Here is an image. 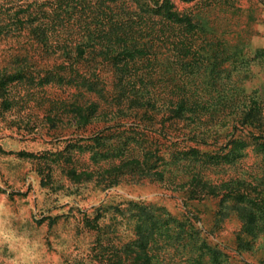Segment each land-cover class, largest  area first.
Returning <instances> with one entry per match:
<instances>
[{"label":"rangeland","instance_id":"1","mask_svg":"<svg viewBox=\"0 0 264 264\" xmlns=\"http://www.w3.org/2000/svg\"><path fill=\"white\" fill-rule=\"evenodd\" d=\"M172 1L178 10L198 13L206 29L198 48L205 70L200 92L218 99L228 91L232 97L225 107H217V121L199 129L210 134L212 143L200 145V150L225 153L233 146L228 143L240 137L251 143L234 163L197 165H203L208 179L239 178L241 191L264 197V152L247 135L249 130L264 134V0ZM22 39L0 40V67L7 74L25 62L24 55L37 65L35 71L62 62L53 54L41 58L42 50L25 46ZM36 76V82L8 83L0 90V264H139L134 245L124 246L137 239L141 203L150 204L156 215H165L157 208L162 206L180 220L190 218L209 244L227 252L230 264H264V211L257 210L254 223H249L250 209L240 208L246 201L224 194L226 186L213 195L190 197V189L179 182L187 178L185 167L196 161L170 160L168 136L144 135L132 128L130 115L109 113L76 124L70 119L71 105L52 103L60 89L48 85L45 101H40ZM209 79L214 85L204 89L203 81ZM70 91L60 98L86 104L87 95ZM253 98L262 110L257 127H226L219 121L227 117L232 123L242 108L255 105ZM178 126L186 132L183 123ZM156 148L167 160L163 180L158 175L132 179L131 164L122 174V159ZM116 173L119 181L108 187L106 179ZM155 253L166 256L165 262L155 264H188L181 249L168 244Z\"/></svg>","mask_w":264,"mask_h":264},{"label":"trees","instance_id":"2","mask_svg":"<svg viewBox=\"0 0 264 264\" xmlns=\"http://www.w3.org/2000/svg\"><path fill=\"white\" fill-rule=\"evenodd\" d=\"M205 31L198 13L178 10L172 0L143 3L140 0H1L0 40L23 38L25 46L42 50L41 58L44 54H53L63 59L54 68L35 71L37 65L24 55L25 62L15 71L7 74V70L0 67V90L8 83L35 81L39 74L36 84L43 93L42 103L48 85L60 89L61 94H70V89H74L77 90L74 95L88 96L86 104L74 102L77 99L68 104L66 98H60L61 94L55 92L52 103L71 105L73 115L70 119L76 124L91 123L95 116H108L109 113L130 115L132 128L136 127L144 135L150 132L169 137L170 160L179 157L196 161L193 166L185 167L187 178L179 182L190 189V197L213 195L226 186L228 191L224 194L246 201L240 208L250 209L249 223H254L256 211H264V197H249L241 191L239 178L208 179L201 170L203 165L201 168L197 165V162L234 163L251 144L246 137H240L228 143L233 146L225 153H210L199 148L212 144L208 141L210 134L199 130L201 126L217 121V107H225L232 100L227 90L218 99L200 92L204 64L198 48L202 46L199 41ZM212 81H203L204 89L211 88ZM251 100L255 105L242 108L232 123L227 117L219 121L226 127H235L238 123L257 127L262 120V110L256 98ZM65 109L70 112L69 108ZM47 116L54 118L51 114ZM179 123H183L186 132L179 128ZM157 124L159 126H155ZM247 135L256 139L254 147L264 152V142L259 141L264 139V134L249 130ZM125 150L130 152L129 147ZM141 151V154L121 160L118 167L124 168L122 174L131 164L134 166L130 169L132 179L138 175L151 178L158 175L163 180L165 170L162 166L167 160L160 154L161 149ZM153 158L157 161L151 162ZM119 179L118 173L110 175L106 185L110 187ZM140 206L137 239L124 246L134 245L139 264L165 262V254L155 253L165 244L181 249L182 260L188 264H230L227 252L209 244L190 218L180 220L162 206L157 208L165 213L164 216L154 214L150 204L141 203ZM245 226L247 224L243 228Z\"/></svg>","mask_w":264,"mask_h":264}]
</instances>
